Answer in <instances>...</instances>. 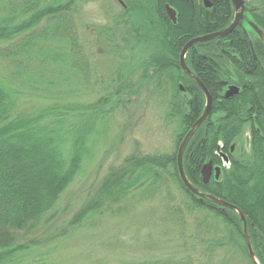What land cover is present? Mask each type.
<instances>
[{"label": "trees", "instance_id": "obj_1", "mask_svg": "<svg viewBox=\"0 0 264 264\" xmlns=\"http://www.w3.org/2000/svg\"><path fill=\"white\" fill-rule=\"evenodd\" d=\"M212 1L213 8L206 10L196 0H146L144 32L131 17L129 24L124 21L126 15L113 17L114 29L107 25L96 34L108 55L121 59L124 44L131 54L146 48L148 59L136 67L133 59L131 63L122 59L119 65L127 64L132 74L124 76L118 70L110 80L111 93L86 103L80 89L91 79L93 56L88 40H81L78 32V0H5L0 6V45L4 44L0 62L9 72L6 78L0 77V264H20L21 256L36 250L46 230L40 237L33 235L49 223L61 197L84 171V161L97 142L94 137L107 119L106 107L129 103L142 95L145 85H151L159 96L170 90L164 122L173 125V151H132L119 166L109 168L66 226L71 228L128 200L160 199L164 203L161 220L175 224L172 234L188 215L193 236L187 248L176 236L177 253L156 264H205L206 253L215 249L232 250L246 264H254L247 254L238 215L187 191L176 166L178 146L204 107L200 89L178 66L179 53L190 39L225 29L232 17L228 0ZM166 4L177 13L176 25L164 14ZM256 5L258 11L246 17L260 32L259 38L254 36L259 66L237 31L226 39L196 45L186 55L188 69L209 92L212 105L209 118L185 147L182 164L186 178L201 193L241 211L255 259L264 264V0H257ZM222 54L230 59L234 72L257 79L253 86L227 99L226 76L219 63ZM236 54L243 62L233 58ZM24 97L35 104L21 109ZM247 122L257 126L251 129V157L238 159L228 152ZM219 152L227 154L229 166L204 184L201 168L209 162L220 165ZM172 187L179 197L172 194ZM212 232L217 235L210 241Z\"/></svg>", "mask_w": 264, "mask_h": 264}, {"label": "rangeland", "instance_id": "obj_2", "mask_svg": "<svg viewBox=\"0 0 264 264\" xmlns=\"http://www.w3.org/2000/svg\"><path fill=\"white\" fill-rule=\"evenodd\" d=\"M4 3L5 0H0V6ZM122 3L133 18L135 27L142 30L145 27L142 18L147 14L146 0H125ZM77 4L75 11L78 32L81 40H88V51L93 56L90 58L91 79L84 87L80 86L81 100L86 103L111 93V88H108L111 85L110 80L116 78L118 70L124 76L132 74L129 73L132 69L127 64L119 65L122 59L129 63L133 59L136 67L148 59L149 50L143 48L141 52L137 48L131 54L125 50L127 46L123 44L119 53L121 59L110 57L102 39H98L96 34L100 29L106 28L105 26H112L113 17L122 14L121 8L110 0H78ZM130 43L133 48L137 47ZM0 47H4V44ZM137 52L139 53L136 54ZM223 68L227 70L225 66ZM7 73V66L0 62V77L6 78ZM138 73L136 71L135 75ZM169 97L170 90L159 96L151 85H145L142 95L132 98L129 103H111L106 107L107 119L102 128L99 126V133L94 137L97 142L90 157L84 161V171L61 197L51 213L49 223L33 235L35 237L46 230L42 236L45 238L39 241L36 250L20 257V264H156L177 253L176 236L183 241L180 245L184 244V248L189 246L193 236L192 218L185 215L184 224L178 225L177 232L173 235L175 224L161 220L164 203L160 199L145 202L128 200L110 209H103L101 213L92 215L71 228L66 226L91 197L109 168L119 166L132 151L137 149L141 154L173 151V125L164 122ZM33 101L32 98H22L20 108L35 104ZM249 126H244L239 137L232 142L234 151L231 156L238 159L251 157ZM217 155L222 158L220 152ZM218 166L227 169L228 163L221 161ZM171 192L175 197L180 196L173 187ZM123 207H126L124 211L117 212ZM216 235V232H212L208 240L215 239ZM202 246L206 247L205 244ZM205 256V264L247 263L232 250L215 249L213 253L207 252Z\"/></svg>", "mask_w": 264, "mask_h": 264}, {"label": "water", "instance_id": "obj_3", "mask_svg": "<svg viewBox=\"0 0 264 264\" xmlns=\"http://www.w3.org/2000/svg\"><path fill=\"white\" fill-rule=\"evenodd\" d=\"M231 6L233 8V11L235 13L234 15V19L233 22L231 23V25L224 31H220V32H215L203 37H198L195 39H192L190 41H188L183 49L180 52L179 55V66L182 72H184L186 75L190 76V71L187 69L186 65H185V55L188 52V50L197 45V44H202V43H206L209 41H212L214 39H220L225 37L226 35H228L237 25H239V21L242 19V15L244 12H248L250 10H246L245 9V3L243 0H230ZM165 12L166 15L169 17V19L174 22L175 18H174V12L168 7H165ZM255 29V28H254ZM258 34H260V32H258ZM193 81L195 82V84L197 85V87L200 89L201 93L203 94L204 97V107L202 109L201 115L200 117L191 125L190 129L187 131V133L185 134V136L183 137L182 141L180 142L178 149H177V154H176V166H177V172H178V176L180 178L181 183L183 184V186L185 187V189L187 191H189L190 193H192L195 196L200 197L201 199H208L210 201H212L213 203H215L216 205L219 206H223L226 207L230 210H232L233 212H235L238 215V218L240 219V221L242 222V227H243V238L245 241V245H246V249H247V254L249 256V258L252 260V262L254 264H259L257 262V260L255 259L254 253L252 251V247L249 241V237L247 234V224H246V220L243 216V214L241 213V211L236 208L233 205H230L222 200H219L217 198H215L214 196L211 195H206L200 192V189L194 187L186 178L185 173H184V169H183V164H182V157H183V153L185 150V147L187 146L189 140L191 139V137L193 136L194 132L207 120V118L210 116L211 113V105H212V100L210 97L209 92L206 90V88L203 86V84L200 82V80L196 77H193ZM179 89L182 90V87H179ZM235 93H237V88L236 87H229L228 91L225 93L224 98H230L232 97ZM213 171V167L211 163L205 164L200 171V175H201V179L202 182L204 184H206L208 182V180L210 179L211 173ZM215 172V178H218L219 175V168H215L214 169Z\"/></svg>", "mask_w": 264, "mask_h": 264}, {"label": "flooded vegetation", "instance_id": "obj_4", "mask_svg": "<svg viewBox=\"0 0 264 264\" xmlns=\"http://www.w3.org/2000/svg\"><path fill=\"white\" fill-rule=\"evenodd\" d=\"M110 1H112L113 3H115L116 4V6H119L120 8H121V12H122V15L123 16H125L127 19H126V21L128 22V24L131 22V21H129V19H131L132 17L131 16H129V14H128V10H127V8H126V6L122 3V1H125V0H110ZM130 1H134V0H130ZM138 1H141V0H138ZM156 2L158 1V0H155ZM229 1V5H230V10H231V14H232V17H231V19H230V22L228 23V26L225 28V29H222V30H220V31H224V30H226L230 25H231V23L233 22V19H234V15H235V13H234V11H233V8H232V6H231V3H230V0H228ZM244 1V3H245V9L246 10H250V11H248V12H244L243 13V15H242V19L239 21V25H237L228 35H226L225 37H223V38H220V39H226L232 32H235V31H237V32H239L241 35H242V38L245 40V42H246V44H247V46H248V49H249V52H250V54H251V58H252V60H253V62H254V64H256V65H260V63H258V58L256 57V55H255V53H254V43H255V37H258L259 38V36H260V34H258V28H257V26L253 23V21L252 20H250L248 17H246V15L247 14H250V15H252L253 13H255V12H257L258 11V6L256 5L257 4V0H243ZM196 3L198 4V5H200V6H202L204 9H206V10H210V9H212L213 8V1L212 0H196ZM166 6H168L173 12H174V18H175V21L174 22H172L170 19H169V17L166 15V12H165V7ZM163 9H164V14H165V16H166V18L169 20V22L172 24V25H176V23H177V13H176V11H175V9L174 8H172V7H170L168 4H166V5H164V7H163ZM115 17V16H114ZM131 17V18H130ZM124 21H125V18H124ZM126 22V23H127ZM114 24H115V21H114V19H112V28L114 29ZM255 28V29H254ZM220 31H218V32H220ZM215 33V32H214ZM210 34H212V33H210ZM206 35H209V34H206ZM206 35H203V36H206ZM203 36H198V37H203ZM255 36V37H254ZM198 37H195V38H198ZM195 38H192V39H195ZM192 39H190V40H192ZM189 40V41H190ZM188 42V41H187ZM186 42V43H187ZM185 43V44H186ZM197 45H201V44H197ZM196 46V45H195ZM195 46H193V47H195ZM184 47V46H183ZM183 47H182V49H183ZM193 47H191V48H193ZM190 48V49H191ZM181 49V50H182ZM189 49V50H190ZM189 50H188V52H189ZM181 52V51H180ZM187 52V53H188ZM187 53H186V55H187ZM179 55H180V53H179ZM186 55H185V65H186ZM235 60H240V62H243V59L241 58V57H239L237 54H236V56H234L233 57ZM178 59H179V56H178ZM177 63H178V66H179V62L177 61ZM219 63H220V66L222 67V71H223V73H224V76H226L225 78H226V81H227V85H226V87H225V89H224V95H225V93L228 91V89H229V87H236L237 88V93H235L234 95H238V94H240V92H241V90L243 91L244 90V88H246V87H248V86H253L255 83H256V81H257V79L256 78H251V77H249V76H244V75H242L240 72H234V70L231 68V62H230V59H228L226 56H224L223 54H222V56H220L219 57ZM226 67L227 68V70H225L223 67ZM186 67H187V65H186ZM179 68H180V66H179ZM262 68V67H261ZM187 69H188V67H187ZM181 70V69H180ZM189 70V69H188ZM262 70H263V83H264V68H262ZM190 71V70H189ZM228 71V73L226 74V72ZM229 71H231V73L232 74H230V72ZM184 73V72H183ZM190 73H191V71H190ZM235 73V74H234ZM186 75V74H185ZM188 76V75H187ZM189 77H194L192 74H190V76ZM230 77V78H229ZM197 78V77H196ZM228 79H229V81H228ZM181 87V86H180ZM181 90V89H180ZM181 91H184V89L182 88V90ZM233 95V96H234ZM226 99V98H225ZM211 114V113H210ZM200 117V116H199ZM209 118V117H208ZM207 118V119H208ZM250 125L249 127H248V136H249V146H250V136H251V129H253V128H257V126L254 124V125H252V123H250V122H247V123H244V125L241 127V130H240V133H241V131H242V129H243V127L244 126H246V125ZM240 133H239V135H240ZM239 135L237 136V138L239 137ZM234 151V145H231V147H230V149H229V152H228V155H231L232 154V152ZM219 159H220V161H227L228 162V158H227V154L225 153V154H222V158L219 156ZM210 163V162H209ZM208 164V163H207ZM212 164V163H211ZM221 164V163H220ZM228 166H229V163H228ZM212 167H213V171H212V173H211V176H210V179H211V177L212 176H215V172H214V169L215 168H219V173L221 172V170H222V167L220 166H213L212 165ZM228 168V167H227ZM209 181V180H208Z\"/></svg>", "mask_w": 264, "mask_h": 264}]
</instances>
